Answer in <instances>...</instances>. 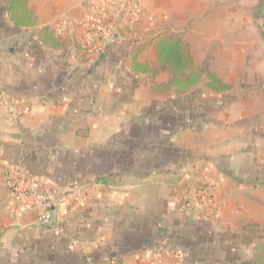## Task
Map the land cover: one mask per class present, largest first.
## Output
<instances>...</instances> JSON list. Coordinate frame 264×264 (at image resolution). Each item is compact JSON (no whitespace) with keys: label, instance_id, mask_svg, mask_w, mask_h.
Returning <instances> with one entry per match:
<instances>
[{"label":"crops","instance_id":"obj_1","mask_svg":"<svg viewBox=\"0 0 264 264\" xmlns=\"http://www.w3.org/2000/svg\"><path fill=\"white\" fill-rule=\"evenodd\" d=\"M139 1L130 27L105 2L118 33L82 63L87 0H0V90L17 111L0 108V264H239L264 230V99L240 110L195 93L203 79L167 89L154 46L130 54L161 33L186 43L192 1ZM11 172L67 197L60 236L11 196Z\"/></svg>","mask_w":264,"mask_h":264},{"label":"rangeland","instance_id":"obj_2","mask_svg":"<svg viewBox=\"0 0 264 264\" xmlns=\"http://www.w3.org/2000/svg\"><path fill=\"white\" fill-rule=\"evenodd\" d=\"M190 2L194 13L189 12L190 27L184 29L186 54L203 73L204 84L216 75L231 86L227 94L242 104L240 110L249 104L252 108V103L264 99V0ZM198 92L207 93L206 86L195 89ZM250 231L253 245L232 252L239 264H252L253 248L263 240L264 230L254 227Z\"/></svg>","mask_w":264,"mask_h":264},{"label":"built area","instance_id":"obj_3","mask_svg":"<svg viewBox=\"0 0 264 264\" xmlns=\"http://www.w3.org/2000/svg\"><path fill=\"white\" fill-rule=\"evenodd\" d=\"M108 1L120 7L123 27H130L142 13V4L139 0H87L89 14L82 24L84 35L81 41H84L89 51L97 56L104 51V41L118 33L113 15L105 3ZM59 32L62 34L63 28H59ZM0 108L17 113L13 100L3 90H0ZM6 184L13 198L25 199L38 210L39 221L44 227L56 236L62 234V230L56 224V208L67 204L65 195L56 188L49 187L43 180L26 174L11 172L7 175ZM209 211L212 215H218V206L211 204Z\"/></svg>","mask_w":264,"mask_h":264},{"label":"trees","instance_id":"obj_4","mask_svg":"<svg viewBox=\"0 0 264 264\" xmlns=\"http://www.w3.org/2000/svg\"><path fill=\"white\" fill-rule=\"evenodd\" d=\"M128 32V28H124L121 31L123 35H128ZM152 46L157 49L158 62L162 71L170 73L171 81L165 86L167 89L176 87L177 93L182 94L193 90L201 83L203 73L196 68L192 58L186 54L182 38L176 35H169L168 33L158 34L145 42L144 45H139L137 49L133 50L130 54L132 60L134 61L140 53ZM77 49L78 56L81 58L82 63L93 62L99 58V56L89 51L84 41L79 42ZM153 76L154 83L156 74ZM205 86L208 91L217 95L223 94L231 89L230 85L216 75L209 76ZM153 87L155 90L158 89L156 83H154ZM262 238L263 240L253 248L254 256L252 264H264V234Z\"/></svg>","mask_w":264,"mask_h":264},{"label":"water","instance_id":"obj_5","mask_svg":"<svg viewBox=\"0 0 264 264\" xmlns=\"http://www.w3.org/2000/svg\"><path fill=\"white\" fill-rule=\"evenodd\" d=\"M102 58H104V55H102Z\"/></svg>","mask_w":264,"mask_h":264}]
</instances>
